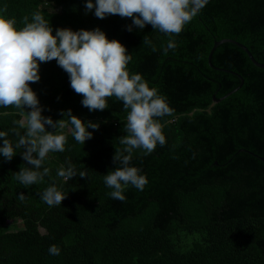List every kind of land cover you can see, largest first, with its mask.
<instances>
[{
    "label": "trees",
    "instance_id": "16d2710c",
    "mask_svg": "<svg viewBox=\"0 0 264 264\" xmlns=\"http://www.w3.org/2000/svg\"><path fill=\"white\" fill-rule=\"evenodd\" d=\"M85 4L0 0L20 27L25 16L31 22L40 12L53 35L58 28H99L125 46L132 56L128 70L157 88L173 110L159 118L166 143L150 154L133 149L129 166L148 183L142 191L128 185L123 201L113 199L104 175L122 167L114 162L116 151L128 155L120 142L127 135L123 102L113 96L107 109L89 111L57 62L41 63L40 80L29 83L42 115L67 122L61 112L70 109L99 128L88 129L93 138L84 145L71 135L70 123L59 129L67 134L66 150L49 153L39 171L50 172L33 185L16 179L20 167H32L22 148L11 161L0 156V264H264V66L230 42L214 47L212 67L206 61L214 40L230 38L264 62V0H208L179 35L151 25L140 29L119 15L100 19ZM145 36L151 45L143 44ZM170 41L176 47L165 54ZM20 119L15 106L0 107V131L13 145L15 131L25 132ZM69 163L77 175L66 181L57 173ZM50 186L67 196L61 205L41 199ZM52 245L59 255L49 253Z\"/></svg>",
    "mask_w": 264,
    "mask_h": 264
},
{
    "label": "clouds",
    "instance_id": "9594fccd",
    "mask_svg": "<svg viewBox=\"0 0 264 264\" xmlns=\"http://www.w3.org/2000/svg\"><path fill=\"white\" fill-rule=\"evenodd\" d=\"M208 0H86L87 12L95 10L97 18L104 19L109 15H119L121 18H131L133 25L143 29L151 25L155 31L166 35H179L185 25L203 9ZM20 27L15 17L9 18L7 7L0 8V107L15 106L21 119L16 122L19 128L25 129L23 135L15 131L18 142L13 145L7 137V132L0 131V156L11 161L17 155L16 149H23L22 158L32 167H20L16 179L29 186L43 180L50 172L45 167L39 171L44 160L52 152H64L67 144V134L59 129L72 126L71 135L76 142L83 144L93 138L88 129L98 130L99 124L84 122L71 110L61 112L65 119L53 121L51 117L42 115L44 109L40 106L37 94L31 89L30 83L40 80L41 63L55 60L69 76L70 86L76 94L83 96L82 105L89 111H103L108 108L107 98L113 96L123 102L127 111L126 136L121 137V144L128 155L117 152L114 162H120L117 167L104 175V183L113 189L110 196L123 201L125 187L131 185L143 190L148 183L146 175L141 170L130 165L133 149H142L150 154L157 145L164 146L166 137L162 133L161 117L171 115L172 109L166 97L158 93L157 88L149 87L139 73H131L128 64L132 56L117 40L109 41L106 34L99 28L92 31H73L70 28L55 29L40 12H35L23 18ZM127 30L132 31V26ZM143 44L151 45L148 36ZM176 47L170 41L164 48V53ZM153 51H156L153 47ZM29 109L30 111H26ZM55 131H48L47 127ZM58 176L71 180L77 175L73 165L61 166ZM80 177H85L81 172ZM56 186H50L42 193L41 199L48 206L61 205L66 198ZM25 196L21 194L19 199ZM51 255H59L56 245L49 248Z\"/></svg>",
    "mask_w": 264,
    "mask_h": 264
},
{
    "label": "water",
    "instance_id": "95a60500",
    "mask_svg": "<svg viewBox=\"0 0 264 264\" xmlns=\"http://www.w3.org/2000/svg\"><path fill=\"white\" fill-rule=\"evenodd\" d=\"M221 42H230V43H233V44L239 46V47H240V48L246 53V55L248 56V58L250 59V61H251L254 65H256V66H258V67H263V66H264V62H262V63L257 62V61L251 56V54L248 52V50H247V49H246L241 43H239V42H237V41H235V40H233V39H230V38H222V39H219V40H214L213 43H212V46L210 47V49H209V51H208V53H207L206 61H207V63H208L211 67H212V64L210 63V54H211L212 50L214 49V47H215L216 45H218L219 43H221ZM218 69H221V68H218ZM239 85H240V84H239ZM239 85H238V86H239ZM238 86H237V87H238ZM235 89H236V88H234V89L228 91L227 93L223 94L222 96H220V97H218V98H215L214 96H212V100H213V101H218V100L224 98L226 95H228V94L231 93L232 91H234ZM259 158H260V160H262V161L264 162V158H262V157H259Z\"/></svg>",
    "mask_w": 264,
    "mask_h": 264
},
{
    "label": "rangeland",
    "instance_id": "374dc122",
    "mask_svg": "<svg viewBox=\"0 0 264 264\" xmlns=\"http://www.w3.org/2000/svg\"><path fill=\"white\" fill-rule=\"evenodd\" d=\"M16 222H17V225H19L20 223H19V220H16ZM192 235H194V234H192ZM191 236V235H190Z\"/></svg>",
    "mask_w": 264,
    "mask_h": 264
}]
</instances>
